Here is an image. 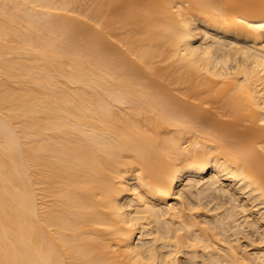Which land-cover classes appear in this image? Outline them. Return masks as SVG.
Wrapping results in <instances>:
<instances>
[{
	"label": "bare ground",
	"instance_id": "bare-ground-1",
	"mask_svg": "<svg viewBox=\"0 0 264 264\" xmlns=\"http://www.w3.org/2000/svg\"><path fill=\"white\" fill-rule=\"evenodd\" d=\"M75 1L0 0V264H264V0Z\"/></svg>",
	"mask_w": 264,
	"mask_h": 264
},
{
	"label": "rangeland",
	"instance_id": "rangeland-1",
	"mask_svg": "<svg viewBox=\"0 0 264 264\" xmlns=\"http://www.w3.org/2000/svg\"><path fill=\"white\" fill-rule=\"evenodd\" d=\"M94 1L96 0H76L73 5L75 8L74 15L79 17L81 13H86L87 17L85 18L88 22H91V16L94 11ZM216 194V192H214ZM218 194V193H217Z\"/></svg>",
	"mask_w": 264,
	"mask_h": 264
}]
</instances>
